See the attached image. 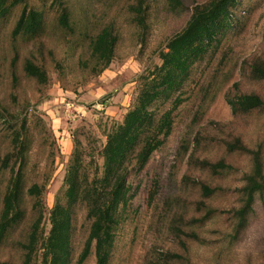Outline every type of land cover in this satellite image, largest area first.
<instances>
[{
	"label": "rangeland",
	"instance_id": "1",
	"mask_svg": "<svg viewBox=\"0 0 264 264\" xmlns=\"http://www.w3.org/2000/svg\"><path fill=\"white\" fill-rule=\"evenodd\" d=\"M207 1L145 0L146 24L140 27L130 9L139 0H8L12 14L0 22V35L6 37L24 8H36L47 18L44 40L55 52L44 51L42 66L48 81L41 86L20 74V68L19 82H14L10 61H0V214L9 182L19 172L24 180L19 209L26 214L0 243V264L23 263L19 243L26 239L37 203L25 194L30 186H45L41 231L46 238L51 230L49 213L58 200L64 203L66 176L74 158L82 161L88 181L103 175L108 136L135 108L147 78L162 64L160 53L169 39L186 26L194 8ZM66 5L77 29L90 36L87 39L101 21L114 20L117 25L115 57L99 75L78 67L80 50L72 52L67 46L74 37L58 40L57 31H51ZM233 12L220 43H213L193 64L175 95L161 97L148 108L152 121L158 123L178 95L185 100L173 114L171 135L146 167L137 172L135 154L126 161L129 200L115 232L110 264H151L168 251L182 254L174 264H264V197L239 230L233 213L243 205L240 189L244 175L252 170V157L227 149L239 138L248 148L261 151L264 164V111L236 116L228 103L237 94L264 99V81L253 79L249 69L255 58H264V0H239ZM186 140L189 149L182 158ZM192 155L201 161L225 159L234 170L213 176L191 164ZM197 182L218 190L203 198ZM208 209L214 213L206 219ZM86 217V207L78 206L70 264H78L83 251L89 233ZM192 219L199 221L192 224ZM172 223L196 237L188 241V255L179 246V232L170 229ZM44 251L40 244L31 264H44ZM81 264H96L94 254Z\"/></svg>",
	"mask_w": 264,
	"mask_h": 264
},
{
	"label": "trees",
	"instance_id": "2",
	"mask_svg": "<svg viewBox=\"0 0 264 264\" xmlns=\"http://www.w3.org/2000/svg\"><path fill=\"white\" fill-rule=\"evenodd\" d=\"M170 1L178 3L179 0ZM144 2L145 0H139L137 7H130L131 11L136 14L134 20L140 27L146 24ZM238 4L239 0H209L194 8L186 26L169 39L165 50L160 53L162 64L151 73V79L147 78L135 108L127 115L124 124L108 136L103 175L88 181V177L82 173L84 170L82 161L74 158L66 176L67 190L63 198L64 203L58 200L50 211L51 230L46 238H42L43 231H41V224L45 217V207L41 197L45 186L34 183L28 188L25 194L36 200L37 203L32 207L33 221L26 234V239L19 243L23 252L22 264H31L33 254L38 250L40 244L45 250L44 264H70L72 262L71 239L74 232V215L76 208L82 205L86 207L89 233L77 263H83L94 254L96 264H110L115 232L119 220L122 218L124 206L129 200L130 187L127 177L130 171L126 161L130 155L135 154L136 165L134 168L137 169V172L146 167L152 155L165 145L171 135L173 114L185 100L181 95H178L173 102L172 109L167 111L158 123L152 121L148 108L152 107L161 97H173L182 87L193 64L213 43H220L219 37L232 24L233 9ZM112 5V3L109 4L110 7ZM69 8L66 5L62 10V14L56 19V28L53 26L51 31H57L60 35L58 40L65 39L68 35L74 37L67 46L72 52L80 50L78 67L84 71L89 70L94 75H99L110 67L115 57V49L119 41L117 25L114 20L101 21L97 32L87 39L90 36L77 29L71 19L72 11ZM11 11L12 7L8 0H0V22L9 20ZM91 13L96 14L95 11ZM101 13L103 17L107 16L106 12ZM44 16L43 11L39 9L24 8L21 14L16 16L12 29L6 37L0 35V61L3 64L7 60L10 61L14 82H19L20 74L40 86L48 81L46 70L42 66V57L45 49L48 50V53L55 51L44 40L45 34L48 33L46 31L48 21ZM83 26L86 29L87 23H84ZM30 45L33 47L31 48ZM37 50L40 53H37ZM19 68L20 74L18 73ZM249 69L253 79L264 81V58H255L250 63ZM228 103L236 116L254 111H264V99L257 94H237L232 96ZM189 143L190 141L187 143L186 140L182 145L180 153L182 158L188 153ZM227 149L229 152L249 155L253 161L252 170L244 175L245 183L240 189L243 205L233 211L238 221L237 230H239L249 222L255 211L257 200L264 197V164L261 151L248 148L239 138L228 143ZM190 163L208 170L213 176L227 175L234 170V167L225 159L217 162L201 161L192 155ZM3 166L8 167L9 165L5 162ZM197 184L201 187L203 198H209L218 190L205 182H197ZM23 185V175L19 172L9 182L4 194L0 214V243L12 234L13 229L23 221L26 215L19 209L24 195ZM202 205L208 208L205 203ZM213 213L212 209H208L206 219ZM198 221L192 219V224ZM170 229L174 233L179 232L180 236H177L180 238L179 246L183 249L184 254L188 255V241L196 237L193 238L190 232L177 228L175 223L170 225ZM181 256L182 254L179 252L168 251L161 254L151 264H174L175 260L182 258Z\"/></svg>",
	"mask_w": 264,
	"mask_h": 264
}]
</instances>
